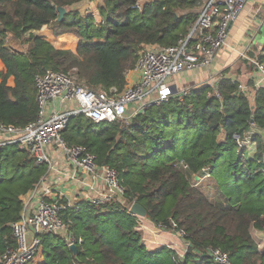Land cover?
<instances>
[{"label":"trees","instance_id":"trees-1","mask_svg":"<svg viewBox=\"0 0 264 264\" xmlns=\"http://www.w3.org/2000/svg\"><path fill=\"white\" fill-rule=\"evenodd\" d=\"M83 1L0 0L1 124L24 127L35 121L34 78L47 70H75L92 90L133 87L139 81L133 67L140 49L175 45L188 34L202 3L90 0L102 17L95 24L93 16L72 10ZM137 4L140 9L134 8ZM58 7L66 10L60 22ZM54 22L61 34L77 36L73 49L55 47L37 34ZM7 39L26 51L14 49ZM239 58L215 84L220 98L210 85L174 92L123 128L73 118L62 137L69 145L88 148L99 165L116 171L123 203L94 206L79 200L67 207L62 218L76 252L60 235L43 234L30 264H172V250H149L141 242L138 217L127 209L134 203L156 228L181 233L189 243L182 264H210L208 248L228 254L230 264H264V250L251 237L252 228L264 231V89L246 98L238 93L236 76L226 77L230 70L253 73L254 62L264 66V41L251 44ZM252 128L251 159L233 136L243 139ZM46 173L47 166L36 164L26 150L0 147V256L14 247L11 225L20 220ZM204 175L219 191L214 198L191 183Z\"/></svg>","mask_w":264,"mask_h":264},{"label":"built area","instance_id":"built-area-1","mask_svg":"<svg viewBox=\"0 0 264 264\" xmlns=\"http://www.w3.org/2000/svg\"><path fill=\"white\" fill-rule=\"evenodd\" d=\"M249 1L201 0L195 23L175 45L140 49L133 67L139 81L131 88L121 91L112 88L109 92L92 90L78 79L75 70L71 74L47 70L35 76L37 118L24 127L0 123V147L26 150L36 164L47 166V173L34 187L20 220L11 225L15 245L0 256V264H30L40 246L39 236L43 234L60 235L68 246L74 244L62 213L79 200L94 206L123 203V189L116 171L99 165L88 148L69 145L62 137L70 121L83 116L94 124L119 123L123 128L148 108L167 101L176 92L171 81L175 76L212 65L218 51L226 45L228 25L238 18ZM259 1L263 6L261 22L264 25V0ZM134 8L140 9V5ZM254 66L258 77L252 73L248 77L250 85L235 79L238 93L250 99L264 89V66L258 62ZM217 81L210 86L220 98L215 86ZM254 134L252 128L245 138L234 135L233 139L240 149L250 145L255 150L251 141ZM65 185L73 187L72 194L55 187ZM131 206L127 207L128 212ZM136 229L142 232L141 226ZM176 234L182 239L181 233ZM141 242L144 244L142 236ZM188 248L189 243L183 240L181 250H172L171 263L182 264ZM205 253L210 264H230L228 254L219 249L208 248Z\"/></svg>","mask_w":264,"mask_h":264},{"label":"crops","instance_id":"crops-1","mask_svg":"<svg viewBox=\"0 0 264 264\" xmlns=\"http://www.w3.org/2000/svg\"><path fill=\"white\" fill-rule=\"evenodd\" d=\"M90 2L93 3L92 1ZM260 3L261 2L259 0H251L247 2L238 18L228 27L226 45L218 51L212 65L208 69L202 70V77H204V80H200L198 82L194 80L199 77L198 75H193L194 72L198 70L183 72L181 73L182 75L179 74L171 80L175 85L176 92H178L177 89L179 87H184L187 83L192 85L191 89H195L203 85H210L213 80H217V74L221 73L222 75L225 68L236 62V59L241 57L248 50V48H250L251 41L253 39L256 37L260 38L259 28L262 25L261 19L263 14V6ZM95 10L97 11V8ZM260 39L262 40V38ZM205 75H208V77ZM184 76H186V78ZM253 76L258 77L256 71L253 72ZM55 187L65 193L70 191L69 194H72L73 192V187L69 188V185ZM138 225L142 227L141 236L143 238L144 245L149 250L158 249L160 247H168L174 251L181 250L183 240L179 238L176 233L170 234V232L165 233V231L158 230L146 218H139Z\"/></svg>","mask_w":264,"mask_h":264},{"label":"rangeland","instance_id":"rangeland-1","mask_svg":"<svg viewBox=\"0 0 264 264\" xmlns=\"http://www.w3.org/2000/svg\"><path fill=\"white\" fill-rule=\"evenodd\" d=\"M95 9H96V6H94L93 3H91L88 0H85L82 3L78 4L76 7H74L72 10L79 11V14H81L83 16H87V15L93 16L95 18V24L96 23L97 24L102 23V17L100 16L99 12L96 11ZM37 34H40L45 39H47L53 46L58 47V48L73 49L75 44L77 43V40H78L77 36L75 34H73V33H63V34H61L60 29L57 28V22L52 23L48 27L44 28L41 32H39V33L37 32ZM7 43L10 46H12L14 49H17V50H19L21 52H25L26 51V47L24 45H22L20 42H14V41H12V39H7ZM262 43H263V40H261L259 37H256L255 39H253L251 41V44L252 45H256V46H261ZM259 51L260 50L257 49L255 51V55L258 54ZM239 59L240 58H237L236 62H238ZM237 64H239V62ZM229 67L230 66L225 68V70H227ZM247 71L248 70H246V72ZM71 72H73V71H70L69 73L71 74ZM229 72L230 73L227 74L226 77L235 75L236 76L235 79H237L238 81H240L242 83H247L248 85L251 84V82H249V80H248L249 79L248 77L252 74V72H247L244 75H240V74H238V73H236V72H234L232 70H230ZM202 74H203L202 70L201 71L198 70V71L194 72L193 75H198L199 76V77L195 78L194 80L197 81V82L200 81V80L201 81L204 80L203 79L204 77H202ZM205 76L208 77V75H205ZM216 76H217V80L222 77L221 73L217 74ZM184 77L186 78V76H184ZM214 81L215 80H213V82ZM189 84L190 83H187V85H185L184 87H179L177 89L178 92L181 93L182 91H184V92L187 91V90L189 91L192 88V85H189ZM245 149H246V151L248 153V156L252 159L254 157L255 150H251V146L250 145H246ZM208 177H209L208 175H204L200 179H197V180L193 179L191 181V183L193 184V186H195L200 191H202L207 197L214 198L215 195H217L219 191L215 187L214 181L212 179L208 178ZM251 237L255 241V243L258 245L259 250L264 249V231H257V230L252 228L251 229ZM67 244H68V242H67ZM152 250H156V249H152Z\"/></svg>","mask_w":264,"mask_h":264},{"label":"water","instance_id":"water-1","mask_svg":"<svg viewBox=\"0 0 264 264\" xmlns=\"http://www.w3.org/2000/svg\"><path fill=\"white\" fill-rule=\"evenodd\" d=\"M57 13H58L57 22H60L63 19L64 15L66 14V10L64 8L58 7ZM230 25L231 24H229L228 27ZM259 32H260V38H262V40H264V25L260 26ZM129 214H131L132 216L138 217V218H145L146 217V211L137 203L132 204V206L129 210ZM69 247L73 253L76 252V246L74 244L70 245Z\"/></svg>","mask_w":264,"mask_h":264}]
</instances>
